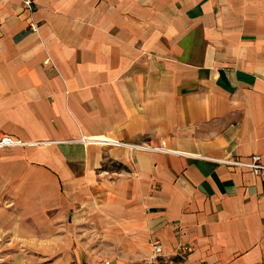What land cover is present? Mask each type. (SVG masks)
<instances>
[{"label":"crops","instance_id":"1","mask_svg":"<svg viewBox=\"0 0 264 264\" xmlns=\"http://www.w3.org/2000/svg\"><path fill=\"white\" fill-rule=\"evenodd\" d=\"M29 1L0 0V137L32 143L0 149V264H264V179L218 162L264 163V0Z\"/></svg>","mask_w":264,"mask_h":264},{"label":"built area","instance_id":"2","mask_svg":"<svg viewBox=\"0 0 264 264\" xmlns=\"http://www.w3.org/2000/svg\"><path fill=\"white\" fill-rule=\"evenodd\" d=\"M23 1L28 8L32 7L31 2L29 0H23ZM83 142L90 145L96 144L101 146H115V147L126 145L125 143H119L117 141H113L105 137L88 138V139H84ZM31 144L32 143L15 140L7 136L0 137V149L7 147H24ZM133 147H141V146H133ZM158 150H164V149H158ZM218 162H220L221 164L236 166L239 168H245L247 170L252 171L254 174L261 177L262 179H264V163L261 156L258 155L252 156L251 159L248 161H241L238 159H223V160H218ZM152 247H153L152 257L144 261L143 264H169V262L166 259H164L163 247L160 241L158 240L153 241ZM161 258H163V260H161ZM104 264H112V263L106 261L104 262Z\"/></svg>","mask_w":264,"mask_h":264}]
</instances>
